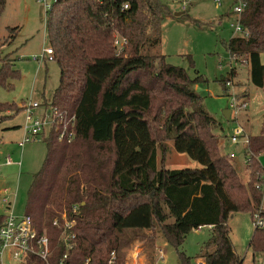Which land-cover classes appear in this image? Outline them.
<instances>
[{"label": "trees", "instance_id": "trees-1", "mask_svg": "<svg viewBox=\"0 0 264 264\" xmlns=\"http://www.w3.org/2000/svg\"><path fill=\"white\" fill-rule=\"evenodd\" d=\"M244 1L238 23L246 35L223 43L233 59H245L250 81L264 92L259 59L264 0ZM5 3L0 0V15ZM169 12L162 0H54L47 7L45 31L59 67L51 101L75 114V136L58 140L52 128L42 138L47 153L33 175L24 213L39 233H47L51 253L48 263L30 253L19 264H124L121 247L132 238L127 232L150 229L155 222L180 264H194L181 245L189 231L204 225H210V234L197 255L203 264H240L227 219L235 210H249L251 219L257 210L264 217V169L258 160L264 153V116L258 133L247 136L248 176L241 182L229 153L220 150L215 118L194 89L203 77L191 76L158 50ZM115 32L127 39L119 53ZM3 43L0 88L10 89L20 70L10 53H2ZM233 72L221 79L225 89ZM7 108L22 107L0 100V120ZM163 139L201 166H159ZM62 211L75 219L68 250L60 237ZM4 217L0 213V223ZM248 246L264 253V227L253 226ZM112 250L115 257L108 263Z\"/></svg>", "mask_w": 264, "mask_h": 264}, {"label": "rangeland", "instance_id": "rangeland-1", "mask_svg": "<svg viewBox=\"0 0 264 264\" xmlns=\"http://www.w3.org/2000/svg\"><path fill=\"white\" fill-rule=\"evenodd\" d=\"M53 1L6 0L0 15V40L4 42L1 51L3 54L10 53L14 58L15 66L20 70V77L13 81L12 88H0L1 101L38 100L42 97V91L49 100L48 94L56 88L59 81V67L56 60L48 56L43 60L41 57L35 58L40 55L44 47L51 46L45 33V11ZM221 1L222 3L218 4L217 0H162L170 12L161 23V41L158 50L166 55L169 62L185 67L191 76L203 77V80L194 84V89L202 95L206 110L215 118L212 130L224 141L223 150L226 152L229 149L235 150V156H230L235 164V159H244V147L240 140L231 145L228 142V146L226 141L238 126L247 136L258 133L264 116V92L250 81L245 59L231 58L223 43L237 32L233 26L235 15L229 14L231 0ZM183 5L185 9H182ZM177 11L183 12L174 15ZM8 27L14 29L10 31ZM115 34L119 35L118 32ZM259 59L264 63V50L259 52ZM232 67L235 69V74H232L231 83L226 85L225 89L221 79ZM243 95L245 100L242 99ZM231 96L237 101L236 109L233 108ZM226 108L232 109L228 119L223 115V110ZM15 111L13 108H7L3 114ZM22 118L23 114H19L14 121ZM6 119L4 118L2 123ZM163 143L164 151L160 144L157 147L159 166H201L186 153L175 150L171 139H163ZM220 150L222 151V148ZM46 153V143L41 137L26 142L22 148L19 145L13 146L12 150L0 147V189L7 186L12 193L14 192L15 197L11 201L15 202L16 212L26 211L33 175L41 168ZM7 154L11 156L10 163L5 162ZM258 160L264 166L263 152L259 153ZM235 168L241 182H246L248 175L243 166L235 165ZM261 188L264 199V183ZM1 195L2 192L0 203ZM227 224L240 264H264V253L252 252L248 246L253 229L250 211L231 212ZM209 234V226L193 229L186 234L181 248L192 257L194 264L198 263V260L203 261L197 255L202 251ZM125 236L132 238L121 247L120 254L124 264H180L175 247L163 238L156 222L150 229L130 230ZM162 249L163 253L160 252ZM133 251L136 253L135 257ZM2 264L16 263L11 261L8 253L5 252Z\"/></svg>", "mask_w": 264, "mask_h": 264}, {"label": "built area", "instance_id": "built-area-1", "mask_svg": "<svg viewBox=\"0 0 264 264\" xmlns=\"http://www.w3.org/2000/svg\"><path fill=\"white\" fill-rule=\"evenodd\" d=\"M218 4H221V0H217ZM49 6V5H48ZM47 6V7H48ZM127 3L123 5V8H127ZM245 6L244 0H233L231 7L232 13L235 15L233 26L237 34L246 35V31L238 23V16ZM185 8V6H182ZM127 42V39L122 35L115 34L114 45L117 47V53L122 51L123 46ZM54 51L51 46L44 47L43 51L36 59L41 57L44 59L46 56L53 59ZM231 57V56H230ZM233 58V57H231ZM230 84L231 81L226 82ZM232 97L233 108L236 107L237 101L235 97ZM245 103L243 102L242 105ZM21 109L24 113V135L17 142L22 147L26 142L35 140L39 137L46 136L50 129L55 128L58 130V140H64L70 142L74 139L75 131V114L69 112L65 108L59 107L57 104L49 101L29 100L22 102ZM236 109V108H235ZM232 109H230L231 111ZM230 141L236 143L238 140L242 142L244 149L246 148L248 137L244 134L240 126L236 127L233 133L230 135ZM229 156H234L233 152L229 153ZM12 161L9 154L5 157V162L10 163ZM19 162V161H18ZM258 187L259 184L257 183ZM12 199L8 195L3 196V201L6 203V212L3 221L0 223V264L3 262L4 253H8L11 261L19 264L24 262L26 257L30 253H34L40 256L46 263L50 256V247L48 241V235L45 231L39 233L34 225L31 215L28 213H18L13 210ZM76 212V206L73 209ZM60 218L63 220V230L60 233L62 241L66 244L68 250L74 244L72 241L75 236L72 227L74 225V218H69L66 211H62ZM57 218L53 220V223H57ZM253 226L264 227V217L260 216L259 211H255L252 214ZM135 257L134 251L132 252ZM63 256H66L64 253ZM115 257V252L112 250L108 263H111ZM88 258H86L87 262ZM198 264H203V261H198Z\"/></svg>", "mask_w": 264, "mask_h": 264}, {"label": "crops", "instance_id": "crops-1", "mask_svg": "<svg viewBox=\"0 0 264 264\" xmlns=\"http://www.w3.org/2000/svg\"><path fill=\"white\" fill-rule=\"evenodd\" d=\"M182 9H185V8H183L182 7ZM45 33H46V31H45ZM44 49V48H43ZM43 51V50H42ZM41 60H43V59H41ZM244 63L248 66V63L246 62V61H244ZM233 68V67H232ZM248 72H249V70H248ZM234 74H235V69H234V72H233ZM232 80V77H231V79H230V81ZM227 85H229V84H227ZM54 91V90H53ZM53 91L50 93V94H48L49 96H50V99L49 100H51V98H52V95H53ZM235 92H238V91H235ZM41 98H38V100H40V101H42V102H44V101H49V100H47L46 99V96H45V92L44 91H42L41 92ZM242 99H244L245 100V96L243 95V97H242ZM14 102H16V101H14ZM17 104H19V105H21L22 104V101H17L16 102ZM19 114H23V118L21 119V120H16V121H14V119L19 115ZM4 118H7L6 120H4V123H2L3 122V119ZM4 118H2L1 120H0V123H2L1 124V126H0V145H2V146H0V147H6L7 149H9V150H12V148H13V146H16V145H18L17 144V142L23 137V135H24V127H23V123H24V113H23V111H22V109H20V110H18V111H15V112H12V113H9V114H5V116H4ZM259 131V130H258ZM248 134V133H247ZM248 135H251V134H248ZM229 142V143H228ZM227 143L229 144V145H231V144H233L231 141H230V139L228 138V141H226V146H228L227 145ZM223 145H224V141L223 140H221V143H220V149L222 148V151L224 152V153H230V152H233L234 153V156H235V150H232V149H229L227 152L225 151V150H223ZM23 147V146H22ZM21 147V148H22ZM243 153H244V149H243ZM233 156V157H234ZM6 157V156H5ZM11 157V156H10ZM231 161H232V163L234 164V161H233V159H230ZM19 161V160H18ZM237 164H239V165H237ZM240 166V167H242L243 166V168H244V170H245V173L247 174V171H246V168H245V163H244V159H235V164H234V166ZM263 166V165H262ZM236 169V168H235ZM263 169H264V166H263ZM237 171V170H236ZM238 174V173H237ZM241 181V180H240ZM263 183H264V181H263ZM2 192V195H1V206H2V210L0 211V213H5L6 211H5V209H6V204L2 201V199H3V196L4 195H8L11 199H14V197H15V194H14V192L12 193V191H10V188L9 187H7V186H5V187H2L1 189H0V193ZM13 201V200H12ZM262 202L264 203V199H262ZM13 203V210L14 211H16L15 210V202H12ZM19 213V212H18ZM204 226H209L210 227V225H204ZM204 226H200V227H198V228H195V230H198V229H200L201 227H204ZM160 246H162V245H160ZM163 249H164V247H163ZM163 249H162V251H160L161 253H163ZM199 259H200V257H199ZM199 261V260H198Z\"/></svg>", "mask_w": 264, "mask_h": 264}, {"label": "water", "instance_id": "water-1", "mask_svg": "<svg viewBox=\"0 0 264 264\" xmlns=\"http://www.w3.org/2000/svg\"><path fill=\"white\" fill-rule=\"evenodd\" d=\"M183 11H177L174 13V15H180ZM223 115L225 116V118H229L230 116V108H226L223 110Z\"/></svg>", "mask_w": 264, "mask_h": 264}]
</instances>
